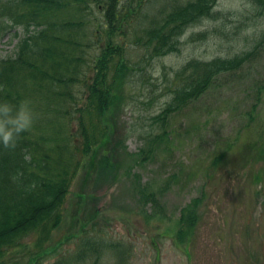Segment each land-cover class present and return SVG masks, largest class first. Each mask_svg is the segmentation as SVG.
I'll return each instance as SVG.
<instances>
[{
  "label": "rangeland",
  "instance_id": "1",
  "mask_svg": "<svg viewBox=\"0 0 264 264\" xmlns=\"http://www.w3.org/2000/svg\"><path fill=\"white\" fill-rule=\"evenodd\" d=\"M103 1H90L85 12L73 14L85 23L86 60L103 43ZM186 1H121L133 21L116 37L132 66L114 133L127 150L120 177L101 180L97 159L79 169L60 225L42 242L46 253L32 254L38 248L31 233L0 264H92L96 257L99 264H264V14L249 0H216L210 16L185 28L177 50L151 55L135 43L143 26ZM24 35L21 25L4 21L0 58L15 55ZM245 49L252 54L241 68L221 75L187 106L157 117L172 95L175 71L188 59ZM76 91L79 99L85 95L83 86ZM148 147L151 154L140 152ZM128 151L138 153V160ZM133 171L160 188V206L134 195ZM195 197L199 218L184 239L178 217Z\"/></svg>",
  "mask_w": 264,
  "mask_h": 264
},
{
  "label": "trees",
  "instance_id": "2",
  "mask_svg": "<svg viewBox=\"0 0 264 264\" xmlns=\"http://www.w3.org/2000/svg\"><path fill=\"white\" fill-rule=\"evenodd\" d=\"M90 1L94 0H0V29L7 21L25 30L15 55L0 58V102L18 107L28 101L36 117L14 149L0 145V261L8 249L25 246L21 240L31 233L36 234L38 248L32 254L46 253L42 242L60 225L63 204L79 169L91 167L97 159L101 180L120 177L122 152L127 150L123 137L114 133L132 66L116 37L127 31L133 19L123 12L122 0H104V38L101 34L99 40L103 43L86 60L85 23L73 14L85 12ZM249 1L264 14V0ZM215 2L189 0L172 5L141 28L135 43L151 55L177 50L185 28L210 16ZM251 54L252 49H245L231 56L188 59L175 71L172 95L157 117L187 106L221 75L241 68ZM78 85L85 90L80 99ZM101 149L105 152L96 156ZM141 151L151 154L152 148ZM128 153L138 160V153ZM132 174L134 195L139 192L145 204L160 206V188L148 179L142 182L139 173ZM199 204L195 197L181 209L178 233L184 239L197 224ZM92 264H99L97 257Z\"/></svg>",
  "mask_w": 264,
  "mask_h": 264
},
{
  "label": "clouds",
  "instance_id": "3",
  "mask_svg": "<svg viewBox=\"0 0 264 264\" xmlns=\"http://www.w3.org/2000/svg\"><path fill=\"white\" fill-rule=\"evenodd\" d=\"M35 119L28 101H22L18 107L0 102V145L5 149H14L21 133L31 130ZM25 159H28L27 154Z\"/></svg>",
  "mask_w": 264,
  "mask_h": 264
}]
</instances>
